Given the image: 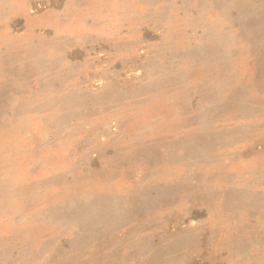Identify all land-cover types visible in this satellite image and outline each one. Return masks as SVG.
I'll return each mask as SVG.
<instances>
[{
  "label": "rangeland",
  "instance_id": "374dc122",
  "mask_svg": "<svg viewBox=\"0 0 264 264\" xmlns=\"http://www.w3.org/2000/svg\"><path fill=\"white\" fill-rule=\"evenodd\" d=\"M0 264H264V0H0Z\"/></svg>",
  "mask_w": 264,
  "mask_h": 264
},
{
  "label": "crops",
  "instance_id": "0c3cea01",
  "mask_svg": "<svg viewBox=\"0 0 264 264\" xmlns=\"http://www.w3.org/2000/svg\"><path fill=\"white\" fill-rule=\"evenodd\" d=\"M39 1V0H38ZM40 1H42V0H40ZM45 3H46V1H45ZM63 4H64V1L62 2V3H60V8H62L63 7Z\"/></svg>",
  "mask_w": 264,
  "mask_h": 264
}]
</instances>
